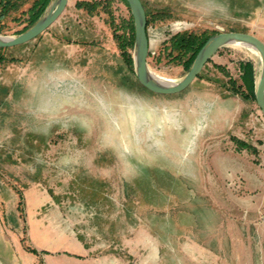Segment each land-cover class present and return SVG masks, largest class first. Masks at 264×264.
I'll use <instances>...</instances> for the list:
<instances>
[{"label": "rangeland", "instance_id": "374dc122", "mask_svg": "<svg viewBox=\"0 0 264 264\" xmlns=\"http://www.w3.org/2000/svg\"><path fill=\"white\" fill-rule=\"evenodd\" d=\"M34 1L3 18L0 34L18 35ZM77 1L39 37L3 52L0 264H264V116L232 88L249 62L256 93L259 56L224 47L186 90L154 94L114 36L130 20L126 4L88 14ZM182 4L147 7L156 17L149 68L174 82L189 70L162 52L171 35L241 30L234 11ZM221 93L226 108L243 109L240 120L211 106ZM237 135L256 152L234 146ZM74 239L90 254H74Z\"/></svg>", "mask_w": 264, "mask_h": 264}, {"label": "water", "instance_id": "95a60500", "mask_svg": "<svg viewBox=\"0 0 264 264\" xmlns=\"http://www.w3.org/2000/svg\"><path fill=\"white\" fill-rule=\"evenodd\" d=\"M134 22V70L138 82L146 90L158 95H175L186 90L201 74L205 65L222 48L240 45L257 52L261 70L256 86L255 99L264 116V42L255 35L246 32H220L212 35L197 54L190 70L178 82L168 79L158 80L149 68L150 39L147 29V14L142 0H126ZM69 0H52L38 21L26 31L16 36L0 34V48L8 49L23 45L44 33L64 13ZM1 92V77H0Z\"/></svg>", "mask_w": 264, "mask_h": 264}, {"label": "trees", "instance_id": "16d2710c", "mask_svg": "<svg viewBox=\"0 0 264 264\" xmlns=\"http://www.w3.org/2000/svg\"><path fill=\"white\" fill-rule=\"evenodd\" d=\"M51 1L52 0H35L34 1L32 7L28 10L29 24L20 33L29 29L31 26H33L38 21V19L44 13V11L49 6ZM110 1L112 0L78 1L76 3V7L79 9H83L88 14H94L96 9L99 7L103 11L107 12V8L110 5ZM122 1L129 8L127 1L126 0H122ZM24 2L25 0H0V22L3 18L7 17L12 11L19 10ZM146 14H147V29H148L152 20H155L156 17L150 18V15L147 11H146ZM160 14L161 15H159V19L166 18L165 14H162V13ZM114 23L115 21H112L111 25ZM120 28L123 30V33L121 34L118 33L119 32L118 30ZM127 30H129L130 32L128 36L125 33V31ZM214 34H217V32L208 35L205 32L201 34H197L195 32L186 31V32L171 35L170 38L164 41L162 52L163 50L167 51L168 53L167 57H169L171 61H175L178 64H182L185 66L187 70H190L200 49L203 47L206 41ZM114 36L119 44L122 54L126 55L127 57L126 59L129 64V68L131 69L132 72L135 73L133 56L131 53L127 51L129 48H133L134 39H135L134 22H133V17L131 15V11H130V20L122 21L121 23H119V28L114 29ZM4 51L5 49L0 48V63H2L3 60L5 59L3 55ZM242 69L244 72L243 73V85H240L238 87L234 86L232 88L233 90H235L236 93H239L244 99L247 100V99L253 98L254 100H256L255 94L252 91V88L254 85L253 65L249 62L245 63L244 65H242ZM198 77H200V75ZM232 140L234 141V143L236 144L239 150L246 149L248 151H253L254 153L256 152L253 149L251 144L245 141H242L240 139H237L235 137H233Z\"/></svg>", "mask_w": 264, "mask_h": 264}, {"label": "crops", "instance_id": "0c3cea01", "mask_svg": "<svg viewBox=\"0 0 264 264\" xmlns=\"http://www.w3.org/2000/svg\"><path fill=\"white\" fill-rule=\"evenodd\" d=\"M78 1H82V0H78ZM152 1L153 0H142L146 11L148 10L147 7H149L151 5ZM207 1L211 2V4L209 6H211L213 9H217V8L221 7L223 17H225V16L230 17L231 12L234 11L233 13H236L238 16L237 25L241 29L239 32L252 33L257 38H259L260 40H262L264 42V0H207ZM183 2H184V4H182L183 9L198 12L199 7H200L199 6L200 0H183ZM215 2H218V5ZM148 34H149V32H148ZM149 39H150V37H149ZM150 46H151V40H150ZM226 93L228 95H231L230 92H228L227 90H226ZM234 94H236V96L238 95V93H234ZM222 95H223V93L216 94L215 98L218 100L216 102L212 101L213 103H210L211 106L214 107V106H216L215 104L218 103L219 107H222V106L224 107L223 108L224 112L219 113V115H233L236 119L235 121L240 120L241 119L240 117L242 115H245V112H243V109H241V110L234 109V111H232L231 109L226 108V105L224 103L220 102V101H222ZM205 115H214V114L211 111H208L207 113H205ZM232 125H233V123H232ZM236 137H238L240 140L241 139L244 140L242 137H240L238 135ZM232 143L234 146H236V144L234 142H232ZM240 151H244V150H240ZM236 154H238V156L240 155L239 152H237ZM224 158L225 157L223 156V159ZM244 168L245 167L240 165L237 168V170H238L237 172L238 173H244L246 170ZM71 242L73 245L77 246V251L74 252V254H77L80 256H85V255L90 254V249L84 247V245L78 243L75 239L71 240Z\"/></svg>", "mask_w": 264, "mask_h": 264}, {"label": "bare ground", "instance_id": "6f19581e", "mask_svg": "<svg viewBox=\"0 0 264 264\" xmlns=\"http://www.w3.org/2000/svg\"><path fill=\"white\" fill-rule=\"evenodd\" d=\"M235 46H239V47H243V46H240V45H235ZM249 50H251V51H253V52H255L256 54H257V52L256 51H254L253 49H251V48H248ZM152 74L154 75V77L155 78H157L158 80H164V76L162 77V76H160V75H158V74H156V73H153L152 72Z\"/></svg>", "mask_w": 264, "mask_h": 264}]
</instances>
